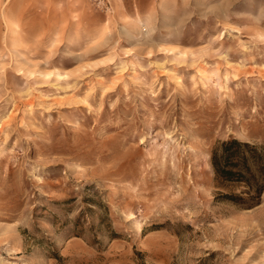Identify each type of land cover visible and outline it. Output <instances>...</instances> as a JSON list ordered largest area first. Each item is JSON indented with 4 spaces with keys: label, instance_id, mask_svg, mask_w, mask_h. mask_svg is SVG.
Returning <instances> with one entry per match:
<instances>
[{
    "label": "rangeland",
    "instance_id": "obj_1",
    "mask_svg": "<svg viewBox=\"0 0 264 264\" xmlns=\"http://www.w3.org/2000/svg\"><path fill=\"white\" fill-rule=\"evenodd\" d=\"M109 1L0 0V264H264V0Z\"/></svg>",
    "mask_w": 264,
    "mask_h": 264
},
{
    "label": "trees",
    "instance_id": "obj_2",
    "mask_svg": "<svg viewBox=\"0 0 264 264\" xmlns=\"http://www.w3.org/2000/svg\"><path fill=\"white\" fill-rule=\"evenodd\" d=\"M210 163L218 186L227 190L219 193L221 199L242 208L259 202L264 191V144L223 140L213 147Z\"/></svg>",
    "mask_w": 264,
    "mask_h": 264
},
{
    "label": "built area",
    "instance_id": "obj_3",
    "mask_svg": "<svg viewBox=\"0 0 264 264\" xmlns=\"http://www.w3.org/2000/svg\"><path fill=\"white\" fill-rule=\"evenodd\" d=\"M94 2L105 9H110V1L109 0H94Z\"/></svg>",
    "mask_w": 264,
    "mask_h": 264
}]
</instances>
